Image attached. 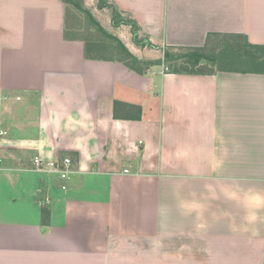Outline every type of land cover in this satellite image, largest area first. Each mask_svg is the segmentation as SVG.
Returning <instances> with one entry per match:
<instances>
[{
  "label": "crops",
  "instance_id": "crops-1",
  "mask_svg": "<svg viewBox=\"0 0 264 264\" xmlns=\"http://www.w3.org/2000/svg\"><path fill=\"white\" fill-rule=\"evenodd\" d=\"M108 2L162 50L264 46V0ZM66 5L0 0V264H264V72L132 69Z\"/></svg>",
  "mask_w": 264,
  "mask_h": 264
},
{
  "label": "rangeland",
  "instance_id": "rangeland-1",
  "mask_svg": "<svg viewBox=\"0 0 264 264\" xmlns=\"http://www.w3.org/2000/svg\"><path fill=\"white\" fill-rule=\"evenodd\" d=\"M75 1L79 6L74 5L72 2H66L68 22L71 25L70 27L74 29L73 34L79 35L83 37L88 43L93 44L97 53L99 52L102 54L103 52V54H105V56L107 57H118L123 58L124 60L126 59L128 62H133L134 64H136L138 68L144 67V65L137 64L130 58L128 59L126 52H124L119 42H117L113 37H108V34L105 33V31H107L108 33L118 38V40H120L121 44L126 48L128 52H131L142 61L158 60L163 58L164 51H167V49L162 50V48L151 46V44L145 41L146 39L144 38V35L139 33V30L136 38V36L132 32V28L130 25H114L112 21L113 8L111 6L116 5L108 2L109 0ZM100 4L105 5L101 8ZM88 13H90L92 18H94L100 24L101 28H99V25H96L94 23L93 19L88 15ZM119 14L124 20L131 19L128 14L122 13L120 10ZM223 39L228 38L220 37L216 43H212L206 46L207 52L214 49L216 51L220 50L222 47V44L220 42ZM231 40L233 42H239L240 44L244 43V39L242 38L237 40L233 37H230V41ZM185 51L186 50H171V52H173L175 55H180V53H184ZM247 54L248 51L245 50H240L233 54L230 51V56L234 55V58L236 59L231 60V66L238 68L256 66L257 64L252 59H247ZM166 60L167 59L164 60V64L168 66V70H174L175 68L180 67L177 66L175 62L167 63L168 60ZM179 62H182V60H179ZM203 67L207 68L206 70H212V68L208 64H205Z\"/></svg>",
  "mask_w": 264,
  "mask_h": 264
},
{
  "label": "trees",
  "instance_id": "trees-1",
  "mask_svg": "<svg viewBox=\"0 0 264 264\" xmlns=\"http://www.w3.org/2000/svg\"><path fill=\"white\" fill-rule=\"evenodd\" d=\"M66 2H72L74 5L79 6L78 3L75 0H63ZM104 1V0H102ZM105 4H100V7L102 8ZM113 8V15H112V21L114 25H130L132 28V32L137 38L138 30L140 29L138 27V24L132 20H124L120 14L119 10L116 6H111ZM88 15L92 18L90 13ZM94 23L96 25H99V28H101L100 24L92 18ZM106 34H108V37H113L117 42H119L120 46L126 52L128 59L130 58L137 64L144 65V68H149L152 65H161L165 63V59H167V63L169 62H175L177 66H180L178 68H175L174 71H181V72H188V73H207L209 70H206L207 68H204L203 66L205 64H208L212 69L216 68L218 70H225V71H240V72H248V71H254V72H264V46L263 45H257L252 44L248 42L247 40L244 41V43L240 44L239 42H233L232 40L223 39L220 43L222 44V47L220 50L216 51L211 50L207 52L206 47H200V48H193L188 49L184 53H180V55H175L173 52L164 51V59H158V60H149V61H142L139 58H137L134 54L131 52H128L126 48L121 44L120 40L113 36L112 34L105 31ZM151 46H153L151 44ZM231 49V50H230ZM240 50L248 51L247 59H252L257 65L254 67H246V68H238L231 66L230 62L231 60H236L234 58V55L230 56V51L233 53H236ZM228 51V52H225ZM179 60H182V62H179ZM126 61V60H125ZM127 65L137 70L138 66L134 64L133 62L126 61ZM179 62V63H178ZM211 71V70H210Z\"/></svg>",
  "mask_w": 264,
  "mask_h": 264
},
{
  "label": "built area",
  "instance_id": "built-area-1",
  "mask_svg": "<svg viewBox=\"0 0 264 264\" xmlns=\"http://www.w3.org/2000/svg\"><path fill=\"white\" fill-rule=\"evenodd\" d=\"M163 66L165 70H168V66H166L165 64H163ZM32 164L34 171L39 173H47L49 175H57L58 178L63 181H66L71 174L76 172L74 162L70 156L46 159L40 155H37L33 158ZM61 187L63 189H66L67 185L63 183Z\"/></svg>",
  "mask_w": 264,
  "mask_h": 264
}]
</instances>
